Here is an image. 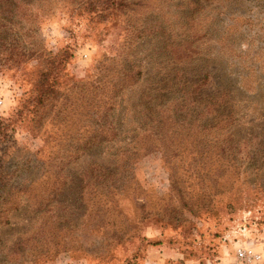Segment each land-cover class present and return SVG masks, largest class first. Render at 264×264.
I'll return each instance as SVG.
<instances>
[{
    "label": "rangeland",
    "instance_id": "1",
    "mask_svg": "<svg viewBox=\"0 0 264 264\" xmlns=\"http://www.w3.org/2000/svg\"><path fill=\"white\" fill-rule=\"evenodd\" d=\"M17 1L0 9V264H231L238 244L264 264V0ZM194 33L209 58L184 72L230 91L229 119H176L181 93L159 90L180 66L161 47Z\"/></svg>",
    "mask_w": 264,
    "mask_h": 264
},
{
    "label": "trees",
    "instance_id": "2",
    "mask_svg": "<svg viewBox=\"0 0 264 264\" xmlns=\"http://www.w3.org/2000/svg\"><path fill=\"white\" fill-rule=\"evenodd\" d=\"M199 1L190 0L189 5L191 7L195 5L199 6ZM16 2L17 4L19 3L17 0H0V9L16 7ZM81 5L88 6L90 10L100 8V12H106L109 9L118 12L129 8L132 5V2L130 0H87L86 2H81ZM186 8H188V6H186ZM206 36H208V33L199 36L194 33V38H192V36H185L175 46L163 44L161 47L162 51L167 55V64H172V60L175 59L176 61H174L173 64L180 65L179 67L171 68L166 72L164 86L159 89L168 94L173 90L181 93V97L176 100L174 99L172 104V106L174 105L172 112L174 116H176L174 117L176 119L179 116L178 111L182 112L191 106H194V112L203 108L201 112L202 115H205L204 109H207L208 115L212 116L216 114V119L221 116V121L223 118H230V109L233 108L230 91L216 82L209 71L202 73V71L198 72L199 68H195L193 74L190 72H184L186 70L185 67L190 65L193 61L194 65H196L199 58H209V55L204 53L205 41L200 42V39H204ZM208 50L211 51L209 48ZM174 72L175 75L172 76ZM122 76H127V73L122 74ZM121 80H124V78H121ZM141 106L143 107L142 111H145L147 114L149 113L150 116H157L160 112L159 109L161 108L160 104L151 102L148 103V105L141 103ZM222 108L224 112L229 110L230 114L229 112H219ZM167 110L168 109H165L163 112H166ZM188 114L189 113L186 112V115ZM168 118L169 117H167V119ZM160 124L162 125V122L158 121L156 128ZM6 130L7 125L3 124L0 126V133L5 132ZM158 132L159 130H156L154 135L159 134ZM100 144L101 142H97L96 145ZM1 173L0 178L3 174Z\"/></svg>",
    "mask_w": 264,
    "mask_h": 264
},
{
    "label": "built area",
    "instance_id": "3",
    "mask_svg": "<svg viewBox=\"0 0 264 264\" xmlns=\"http://www.w3.org/2000/svg\"><path fill=\"white\" fill-rule=\"evenodd\" d=\"M260 261H262L260 252L249 246L238 244L234 249L231 264H256Z\"/></svg>",
    "mask_w": 264,
    "mask_h": 264
}]
</instances>
